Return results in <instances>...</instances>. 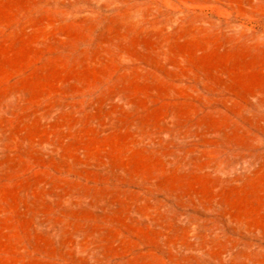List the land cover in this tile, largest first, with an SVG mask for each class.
Returning a JSON list of instances; mask_svg holds the SVG:
<instances>
[{"label":"rangeland","instance_id":"1","mask_svg":"<svg viewBox=\"0 0 264 264\" xmlns=\"http://www.w3.org/2000/svg\"><path fill=\"white\" fill-rule=\"evenodd\" d=\"M0 264H264V0H0Z\"/></svg>","mask_w":264,"mask_h":264}]
</instances>
